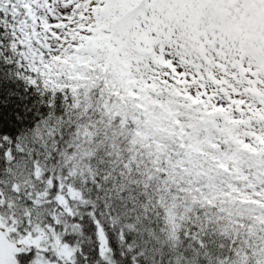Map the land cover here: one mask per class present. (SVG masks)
Here are the masks:
<instances>
[{"label": "snow or ice", "instance_id": "obj_1", "mask_svg": "<svg viewBox=\"0 0 264 264\" xmlns=\"http://www.w3.org/2000/svg\"><path fill=\"white\" fill-rule=\"evenodd\" d=\"M0 264H264V0H0Z\"/></svg>", "mask_w": 264, "mask_h": 264}]
</instances>
